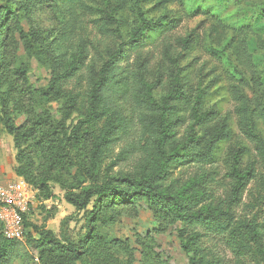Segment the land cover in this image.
<instances>
[{"label": "rangeland", "instance_id": "1", "mask_svg": "<svg viewBox=\"0 0 264 264\" xmlns=\"http://www.w3.org/2000/svg\"><path fill=\"white\" fill-rule=\"evenodd\" d=\"M33 3L23 6L24 0H12V15L3 20L5 28L0 33L3 41L0 51V93L9 95L2 114L16 128H20L22 134L30 133L43 120L53 122L57 128L64 123V127L58 128V134L55 130L49 131L45 136L47 138L39 134L36 137L31 134L20 136L15 145L13 137L5 129L4 121L0 120V182L18 179L15 171L19 166L16 148L19 147L26 153L35 151L29 158L32 161L31 180L43 186L27 218L29 240L12 246L3 264H57L47 256L43 261L39 259L41 250L36 241L46 232L56 238L63 235L87 248V255L77 264H189L191 257L182 251L178 239V231L184 225L177 221L173 223L163 211L156 213L146 201L136 199L125 203L119 199L112 205L105 201L100 205L99 200L94 198L83 211H77L65 202V194L75 184L78 170L86 167L91 150L89 141L73 145L63 139V133H68L77 121L83 119L87 86L83 81L72 82L63 87L62 95L58 97L45 100L39 95L49 88L51 78L61 73V67L51 58H55L49 47L53 40L56 42L54 48L58 43V47L69 56L68 60H72V47H77V54L85 57L83 70L86 71V67L90 66L94 68L95 76L102 63L108 59L104 51H117L126 43L127 35L139 26L132 5L115 14L117 23L113 28H118L115 39H103L95 30L93 21L112 9L111 0H86V5L92 9L87 13L79 12L77 16L61 2L39 0ZM3 5L0 0V7ZM141 9L147 21L163 23L162 30L156 27L155 31L143 33V38L153 45H157L164 35L174 40L184 39L193 33L196 38L195 50L188 56L180 54L177 68L190 65L196 70L201 88L209 87L211 95L205 104L206 110L216 116L227 113L232 116L237 137L221 146L217 163L207 167L214 179V192L225 196L230 188L228 172L234 151L245 149L246 153L240 159L241 170L253 164L255 171L264 175V161L256 155L253 145L237 126L229 93L230 87L237 84L236 79H243L247 84L245 95L250 100L259 99L264 106V31L261 29L264 26V0H144ZM5 15L3 13L2 18ZM214 29L219 30L220 35ZM231 41L245 44L247 54L252 58V66L260 74L263 83L261 92L253 88L252 75L228 47ZM30 46L36 48L35 53H29ZM40 47L44 48V51L41 49L42 55L37 53ZM125 49L121 54L122 60L131 61L133 57L130 51ZM148 50H151V65L156 64L157 67L159 49L155 46L145 50L144 54ZM178 53L180 50L175 52V56ZM22 67L27 68L29 86L20 91L23 82L15 73ZM176 70L172 69L173 72ZM159 77L161 81L165 78L156 70L155 79ZM167 89V86L153 88V97L157 102ZM68 97L75 98V107L69 118L64 120ZM253 111L254 106L251 105ZM256 125L257 136L264 142V122L256 120ZM123 146V142L116 143L110 156L101 164L99 170L104 177L133 172L135 162H125L118 157ZM195 169L189 167L178 174L186 181L194 176ZM255 191V184L251 183L243 197L246 207L241 215L262 224L264 229V187L259 197H256ZM91 212H97L98 218L89 242L85 238L88 235L87 218ZM63 221L64 226L61 225ZM202 249L215 264H238L218 237L204 239ZM253 251V259L247 263L264 264L260 256V252H264V238L254 246Z\"/></svg>", "mask_w": 264, "mask_h": 264}, {"label": "trees", "instance_id": "2", "mask_svg": "<svg viewBox=\"0 0 264 264\" xmlns=\"http://www.w3.org/2000/svg\"><path fill=\"white\" fill-rule=\"evenodd\" d=\"M0 33L4 30V19L12 15L10 3L12 0H1ZM39 0H24V4H32ZM61 2L70 9L74 16L77 13L90 11L86 0H52ZM144 0H111L112 9L104 12L100 18L93 21L94 28L103 39H115L118 28L116 13L124 11L132 5L139 21V26L130 32L126 43L117 51L105 50L107 60L102 63L94 76V68L84 67V55L77 54V47H72L71 59L60 46L54 48V40L49 45L55 58L51 57L61 67V73L51 78L49 88L39 93L43 99L62 95L63 87L72 82L86 83L85 114L83 119L63 133V139L73 145L83 141L90 142L89 157L85 168H80L75 184L68 188L65 202L77 211L85 210L92 199L97 198L112 205L119 199L123 202H133L136 199L149 203L156 213L163 211L173 223L181 222L184 228L178 231V239L182 251L190 255L189 264H215L204 253L202 241L206 238L218 237L230 250L238 264H248L253 259L254 246L264 238L262 224L241 215L244 207L243 197L251 183L255 184L256 197L261 196L264 187V175L258 174L253 164L246 169H240V159L245 155V149L231 154L232 163L228 172L231 179L230 188L225 196L214 192V179L207 167L214 166L221 152V146L231 143L237 137L231 114L216 116L206 110L205 104L211 93L209 87L201 88L196 70L190 65L177 68V58L180 54L186 56L194 51L196 38L192 34L184 39H172L167 35L160 38L157 45L143 38V33L152 30H162V24L147 21L141 9ZM34 4V3H33ZM3 13L6 15L2 18ZM261 16L259 17V20ZM258 24V21L256 22ZM75 27V26H74ZM159 27V28H158ZM264 31V26L261 27ZM19 32H21L18 29ZM158 31V30H157ZM219 35L220 31L215 30ZM18 32V33H19ZM3 41L0 39V51ZM227 45L238 57L247 71L252 75L253 88L261 92L263 83L260 74L254 70L252 58L247 54L245 44L241 41H231ZM159 49V62L151 65L148 50ZM124 47L129 49L132 60L124 62L121 54ZM41 48L37 53L43 54ZM46 49V48H45ZM125 49V50H126ZM85 50V49H84ZM180 53L175 56V52ZM36 48L30 46L29 53H35ZM148 53V56H147ZM152 55V54H151ZM97 68V66H96ZM172 69H177L175 72ZM156 70L160 76L155 79ZM16 76L23 84L29 86L27 68L16 71ZM155 79V80H154ZM0 71V89H1ZM236 85L229 89L234 104V114L237 126L245 138L253 145L256 155L264 161V142L257 136L256 120L264 122V106L258 100L249 99L244 90L247 87L243 79H236ZM83 85V84H80ZM167 86L168 89L157 102L153 97V88ZM20 93V92H19ZM7 95L0 93V120L4 121L6 131L13 137L17 145L18 137L36 134L47 136L48 132L64 127V123L54 127L53 122L43 120L36 124L30 133H21L9 118L3 116ZM251 105L254 111L251 112ZM75 107V98L68 97L65 102L64 120L68 119ZM253 113L254 120H253ZM42 122V119L40 120ZM183 127V128H182ZM46 133V134H45ZM47 138V137H45ZM124 146L118 153L122 161L135 162L133 172L127 175L106 178L100 173L101 164L110 156L116 143ZM18 150V168L16 177L22 178L35 191V202L41 194L43 186L31 180L32 161L30 156L35 151ZM196 168L195 174L188 180H183L178 174L186 168ZM89 182V184H87ZM109 209H112L108 205ZM31 210L22 216L25 227V239L29 240L27 218ZM97 212H91L87 218L88 235L85 241L91 242L95 230ZM65 225V221L61 223ZM19 244L5 240L0 227V264L8 258L12 246ZM41 250L40 260L45 256L57 264H77L87 255L88 250L82 243H74L69 238H56L46 232L36 241ZM264 261V252H260Z\"/></svg>", "mask_w": 264, "mask_h": 264}, {"label": "built area", "instance_id": "3", "mask_svg": "<svg viewBox=\"0 0 264 264\" xmlns=\"http://www.w3.org/2000/svg\"><path fill=\"white\" fill-rule=\"evenodd\" d=\"M34 202L35 191L22 178L0 182V227L5 240L24 242L22 216L32 209Z\"/></svg>", "mask_w": 264, "mask_h": 264}]
</instances>
